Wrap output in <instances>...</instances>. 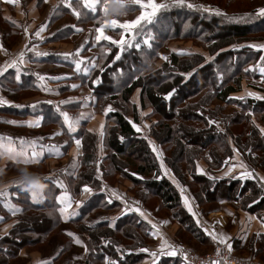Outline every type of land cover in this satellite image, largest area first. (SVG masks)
Here are the masks:
<instances>
[{"label": "trees", "instance_id": "obj_1", "mask_svg": "<svg viewBox=\"0 0 264 264\" xmlns=\"http://www.w3.org/2000/svg\"><path fill=\"white\" fill-rule=\"evenodd\" d=\"M233 1L226 0L224 5L227 9L234 3ZM246 1L250 2L251 0ZM69 2H73L77 11H80L81 5L74 3V0H69ZM168 4L169 8L161 10L152 23L142 22L143 30L136 36V39L141 42L144 37H151V48L142 45L141 49L132 47L121 52L116 45H111L108 42L102 41L99 46L102 49L105 47L102 50L104 62L102 67L97 66L93 69L92 76H99L103 84L99 82L94 85L88 84L90 89L102 100V103L95 104V107L102 105L100 109L103 111L104 105H111L113 109L112 112L105 115L104 133L107 136L104 145L110 151L107 154L108 159L112 167L122 175H126V178L135 186L142 185L146 195L143 197L138 193L140 200L145 202L146 197L153 196L161 202V205L164 204L162 207L170 210L180 206L181 197L175 185L166 177L157 178L159 173L157 174L156 152L152 150L155 146L162 157L160 147L163 150V146L166 145L164 151L166 150L168 153H163V157L170 170L176 175L181 174V165L184 164L189 168L193 181L199 184L200 189L192 192L198 204L228 201L233 207L255 213L260 219H264V206H262L264 205V185L253 170V179H241L240 175L211 178L197 174L194 169L196 159L203 157L204 153L207 154L204 159L210 170L226 166L228 159L237 155L230 145V138L234 142L232 146L235 145L242 156L247 160L253 158L252 166L264 171V133L260 131L264 128V99H257L245 94L241 95L245 99L239 100L236 97L240 96H234V94L245 90L243 86L249 89V93L259 92L264 95V76L259 72V67H264V62L259 64L264 52L247 46L251 41L254 42L258 39V33L264 32V18L256 16L255 10L223 12L225 16L222 17L214 15V10L203 11V6L200 3L193 5L192 8L187 7L186 2L184 6ZM61 8L68 10L66 5ZM61 8L56 12L55 20L63 11ZM138 9H140L139 6H136L129 10L128 15ZM97 13H87V15L96 16ZM71 15L75 17L74 14ZM246 15L251 16V19L236 22L241 16ZM226 17H233L236 20L230 21ZM78 18L80 19V17ZM70 28L72 27L70 26ZM150 34L151 36H149ZM152 34L155 36L154 38ZM126 39H131V35L126 36ZM173 41H190L192 47L188 50H174L169 47L170 42ZM240 44L244 46L240 47ZM161 49H164L162 54H160ZM245 52L253 53L254 57L245 56L239 59L238 56ZM139 54L147 56V60L142 61ZM117 55H120L121 59L116 60ZM163 57H167V60ZM255 57L256 59H254ZM150 59H153L151 67L148 62ZM247 69L253 70L246 71ZM243 76L248 77V82L244 80ZM7 79L2 80L3 87L11 88V84L17 85V87L26 86L28 85L26 80L32 79V75L31 73L23 74L19 82L12 75L8 83ZM108 79L113 82L115 88L105 87L103 89L102 85L110 84ZM258 79L263 80L262 84L254 82ZM252 80L254 81L252 82ZM97 90H99V94L96 92ZM135 91H138L137 102L132 98ZM200 93H203L202 96L192 102V99ZM213 100L218 102L214 104ZM231 101L236 105L235 110L225 114L224 106L230 105ZM146 109H149V112L145 113L151 121V128L150 134L143 136L141 131L135 130L133 124L138 123L136 119H138L140 111L143 112ZM199 110H202V113ZM45 111L40 109V111L33 112L44 113L42 124L48 123L46 118L48 111ZM8 112L17 116V113H21L22 110L11 108ZM28 113L31 112L25 113L23 117L29 115ZM53 119H51L52 124L58 121V117L55 115ZM210 121L216 123L213 124ZM195 122L201 125L198 126L194 124ZM234 129L237 131L235 132ZM76 136L83 144V154L79 159L83 158L86 163L91 159L86 142L95 144L96 134L88 131L85 126L84 130H80L79 135L76 134ZM240 141L244 142L245 148L240 145ZM193 149L196 151H192ZM220 149H222V153ZM247 149L249 152L245 153ZM251 153H258L257 156H260L258 162H254L255 159ZM119 157L124 158L127 166L135 165L133 168L135 173L140 174L143 178L151 175V178L142 180L125 171L124 168H119L120 162L117 160ZM212 159H215V163L212 162ZM56 187L58 188V186ZM29 193L24 190L23 194L28 205H32H25L20 210L22 214L12 228L23 235L22 238H19L20 240L13 239L19 245L23 243L32 245L40 241V235L53 229L50 221L47 222L51 219L47 216L45 208L50 204L55 205L54 197H52V201L41 200V203L36 204L32 202ZM102 195H104L102 192H98L82 204L76 219L94 211L98 207L94 203L95 198L102 200ZM111 201V203L104 202L106 207L103 210L110 211L118 203L117 200ZM145 203L148 206V202ZM172 215L176 216L174 212ZM134 219L137 227L140 224L148 225L149 223L143 216L130 212L120 216L117 219L119 223L112 229L108 225V219L93 222L91 225L84 224V226L92 241V246L99 243L100 237H106L117 230L129 239L138 240L135 235L128 236L123 227L127 221ZM175 219L182 223L181 219ZM152 225H148L149 236L150 231L153 230ZM195 236L197 235L195 234ZM197 238L199 237L197 236ZM204 238L200 237L199 240L205 241L206 238ZM207 240L211 242L208 238ZM135 244L141 247V244ZM235 250L232 249L236 252ZM111 253L110 255L113 256L116 254L115 251H111ZM118 253L117 264L141 263L148 254L143 251L132 252V250L131 252L119 250ZM130 253L135 256L133 259H128ZM251 256L255 258L253 255ZM97 258L103 259L102 254ZM178 259V256H162L159 257L158 264H178Z\"/></svg>", "mask_w": 264, "mask_h": 264}, {"label": "rangeland", "instance_id": "obj_2", "mask_svg": "<svg viewBox=\"0 0 264 264\" xmlns=\"http://www.w3.org/2000/svg\"><path fill=\"white\" fill-rule=\"evenodd\" d=\"M19 1L22 5H24V7L27 6L26 3L28 2V0ZM42 1L45 2L46 0ZM61 1L62 0H53V2L57 3L58 6L61 5ZM156 2L172 3V0H156ZM185 2L187 4L192 5H195V3H200L202 4L203 8L207 7L210 10H219L225 13H230L234 10H236V12L255 10L257 12L259 8L264 7V0H251L250 2L246 0H234V3H232L230 5V8L228 9L224 5L226 0H203V2H201V0H185ZM67 3L69 2L65 1V3L63 4ZM73 8L77 10L75 4H73ZM61 9H63V11L59 13L60 16L58 18L65 17L66 21H61V23L55 24V16H57V13L54 11L48 12L46 14L48 19L47 28L44 32L41 33L40 37H37L35 33L40 30L41 26L33 25V29L31 30L28 36L30 38L29 41L18 40V37H20L21 32L23 31L22 21H19L20 24L10 23L4 25L2 22L5 20V18L2 14H0V34L3 43L1 53L3 55L9 52L10 47L13 48L15 46L17 49L16 51H23L24 56H26L28 59H31V57L34 58V56H36L35 52L37 51L40 53H48V55H42L44 56L43 58H41L42 63L39 64V66L35 70L33 68H29L26 70L32 75V79L26 80L28 85L17 87V85L13 86L11 84V88L1 86V90L4 96L7 98L8 103L6 105H14L16 101L17 105H15V107L13 108L22 110L21 113H17L19 116H23L27 112L33 113L36 111H40V109L44 111L47 110L48 116L46 114V118L48 123L40 124L37 127H33L29 130V132L26 133L31 134L36 138L42 137L38 134H42L43 136L45 134L47 135V137H44L43 140H45V142L42 141V143L46 144L47 146H59L61 152H65L68 154V151L70 150L74 142L73 139H71L72 136L69 135L70 133L68 131L67 125L64 123L62 114L67 113L70 120L80 121L79 125L77 126V130L75 131H78V133L76 134L79 135V131L84 130L86 126L85 123L88 120L82 119L81 117H90L93 111H101L100 107L102 105L100 107H95V104L102 103V100H100L98 95L95 94L94 91L91 90L89 87V84L94 85L98 82L103 84L99 76H92L93 69H95L97 66L103 65L104 55L102 54V50H104L105 48L104 47L102 49L101 47H99L101 42L99 44L95 42V35L97 34L95 32V29L100 27V24L105 20L110 21L112 19H118L120 22L134 20L137 16L140 15L142 9H138L137 11L129 15L121 17H112L111 15L104 16L103 13H101L100 11L97 13L98 15L96 16H92V14L88 16L86 13L85 16L80 17V19H77L76 16L75 18L71 15L73 14V11L71 9L68 8L69 11H66L64 8ZM80 11L83 12L82 5L80 6ZM44 17L45 16H43L42 18ZM72 24L76 27H73ZM2 26L5 27L3 28ZM70 26L72 28H70ZM122 34V30L120 29H117L115 31L108 29L105 31V35L110 36L115 40H119ZM149 36H151V34ZM258 36V39H256L254 42L251 41L249 44H264V32L258 33ZM154 37L155 36H153V38ZM242 44H240L239 46L243 47L244 45ZM175 46L176 42H170L169 47L174 48ZM78 50L79 55H77ZM31 51L33 52L31 53ZM163 52L164 49H161L160 54H162ZM244 54H240L238 58L242 59L245 56L254 57L253 53L245 52ZM139 57L142 61H145L148 58L144 55L140 56V54ZM254 59H256V57ZM77 61H83V63L81 64V70L79 71H77L75 68V63ZM148 62L149 67H151L153 59L148 60ZM93 64L95 65V67H92ZM259 64H262V62H260ZM85 68H88L89 70L85 72ZM41 75L46 77L44 81H41L39 79ZM52 77H58L59 79H52ZM243 77L244 80L248 82V77ZM108 80L110 84L106 83L105 85H102L103 89H105V87H107L108 89H111V87L115 88L113 82H111L110 79ZM253 81L254 80H252V82ZM254 82H259L262 84L263 80L258 79ZM73 85L77 87H73ZM243 88L245 90L241 91L242 93L238 92L234 94V96H241L249 93V89L246 86H243ZM96 92L99 94V90H97ZM202 94L203 93H200L196 97H194L192 99V102H195L198 98L202 96ZM256 94L258 96L264 97L262 93L256 92ZM2 98L4 99V97ZM71 99L78 100V103H74V105L72 106V104L69 102L71 101ZM212 102L215 104L218 101L213 100ZM232 103L234 102L231 101L230 105L224 106L223 112L225 114L235 110L234 108L236 105L235 103ZM109 106L111 107V105H104L102 110L104 111L105 107L108 108ZM0 109L3 110L1 111V113H5L8 111V107L6 106L0 107ZM199 112L202 113V110H199ZM54 115L59 117L58 123L56 125L52 124L51 120L53 119ZM9 116L14 115H9L8 113V117ZM8 117H6L5 119H7ZM42 118H44V115H42ZM136 120H138V123H136V125L141 129L143 136H148V134H150L151 121L149 117H147V113H145V111H140L138 119ZM59 122L62 123V125L64 124L65 130L60 126ZM194 124L198 126L201 125L198 122H195ZM59 129L60 133H58ZM234 131L236 132L237 130L234 129ZM106 136L107 134L105 133L104 136H102L103 148H105L104 141ZM229 142L231 147L234 149V152L238 156L234 155L233 158L228 159L226 167L222 166L217 168V170H210L204 159L205 157H207V154L204 153L203 157L198 158L195 161L194 169L196 173L211 178H218L216 174L217 171L225 169L226 171H228L229 168H233L234 165H239V168L237 170L241 168L239 170L241 171L240 174L245 171L252 172V170H255L256 166H252L253 158H250L252 160H247L246 157L242 156V153L237 151L235 145L232 146L234 142L230 138ZM99 143L101 144V141ZM240 145L243 148L246 147L243 141H240ZM86 148L91 153V159L86 163H84L83 158L79 159L80 156L78 157V159H75L76 157H71L70 155H68V161L65 165H61L57 161L53 160L48 161L49 166L53 167L51 169H49L48 164L45 162L41 164L37 162V164L32 166L31 171L39 174L43 180L44 177L50 176L55 182H62L60 185L56 184L58 186L57 188L55 185L44 180L48 187L44 192L42 201H52V197H54L55 200V205L50 204V206L45 208L47 216L51 219L47 222L50 221L53 226V229L47 232L46 234L40 235V241H37L32 245H25L24 243L19 245L16 244V242H14L13 240H20L19 238H22L23 236L21 232H16L14 229H12L16 222H18L19 216L22 214L20 210L25 205H28L26 198L23 194L24 190H21V188L23 187H17L14 193L9 186L10 184L7 185L4 182L0 184V188L2 189L0 190V192H3V196H0V217H3V220L0 221V237H2L0 238V264H41L40 262L46 260L51 262L50 264H53L54 261H58L57 259L61 254H64L63 256H65L63 264H107V262L109 261H112L114 262V264H117V256L119 254V250H122L123 252H131V250L132 252H140L141 249L144 248L149 250V245L153 240V238H151V235L149 236L147 232L149 230L148 225H150V221L148 220V225L140 224L138 225L139 227H137L135 226V224H137L135 219L133 221H127L125 226L123 227L128 236L132 237L135 235L138 240H132L131 238L129 239L123 236L121 231L117 230L113 231V233L107 235L106 237H100L99 243L92 246V241L85 230L84 224L91 225L93 222L108 219V225L111 227V229L114 228L115 225L119 223L115 218H118L121 213L126 212L129 208L127 202L122 201L121 198L126 199V196H128V198L139 197L138 193H140L141 196L145 197L146 191L145 189H143L142 185L134 186V184L130 180V182L126 181V175H122L120 172L114 169V167H112L107 155L108 153H110L108 149L106 153H103V149L101 146H97L96 149V142L95 144H93L89 141L86 142ZM165 148L166 145L163 146V150L162 147H160L162 157H158L157 154L154 153L157 158V174L159 173L157 178L164 176L169 181L171 180L173 184L175 181L176 184L174 185L179 191L180 196L183 194L182 191H180L181 187L183 188V190H189L191 194L192 192H196L197 190H199V184L193 181L191 172L189 171V168L186 167V165H181V174L176 175L170 170V168L165 163L163 157V153H168L166 152V150L164 151ZM192 151L196 150L193 149ZM220 152L222 153V149H220ZM248 152L249 149L245 151V153ZM257 154L258 153H253L251 155L254 157L255 163L258 162V160L260 159V156H257ZM123 159V157H119L117 159L120 162L118 165L119 168H124L125 171H132L130 174H132L133 176L138 175L133 170V168H135V165H129V167L125 164V160ZM161 161H163V167H161ZM212 162L215 163V159H212ZM18 169L19 168L17 167V170ZM47 171H51V174H47ZM139 178L142 180H147L146 178H151V175L150 177L143 178L141 176ZM85 185L91 188L92 192H102L104 194L102 195V200L101 198H95L96 200L94 203H96L98 207H96L94 211L88 212L86 215L81 216L78 219H76L78 216L77 215L76 217L65 221L59 213V207L67 206V204L70 203L71 208L69 209V211L71 212L75 210L78 212L80 207L77 208V203L79 202L81 204L83 202L82 200L85 198L86 195V192L83 191ZM89 195L90 194H88V196ZM57 197H67L65 204L59 205L57 203ZM104 198H106V200H104ZM109 200H117L118 203H116L110 211L103 210V208L105 209L106 207L104 202L109 203ZM145 202H148V206H150L151 208L159 206L157 214L160 217H168L169 219H181L183 227L185 229H190L191 231H193L194 236L196 234L199 238L204 237L202 230H204L205 226L203 225V221L200 220L199 217L198 219L193 218L194 215L191 214L193 216L192 217L186 211L187 209L181 206V203V207L179 206L178 208L175 207L168 210L165 207H162L164 206V204L162 203L161 205V202L156 197H146ZM181 202L184 203L182 197ZM222 204L218 201L213 203L202 202L201 210L204 213L206 212L205 210L218 208L222 206ZM224 206L226 205L224 204ZM16 209H18V211H16L15 215H12V211ZM201 210H195L194 212L198 215V213L202 212ZM173 212L176 216L172 215ZM163 213H166V215H163ZM197 221H199V223H197ZM154 223H156V221ZM198 228L201 229V231ZM69 232L73 235L69 236L67 234ZM169 235L170 240L172 239L171 241H179L178 239L188 241V243L185 242L188 248L187 255L193 258V262L197 261V257H201V255L208 253L210 248H212L213 244L215 243L213 241L208 242L207 237H205L206 239L204 238L205 241H200L201 244L199 242L193 241L191 240L190 235L187 234L185 231L181 230V228L177 230L173 229L172 233H170ZM76 238H79L81 240V244L78 245L75 243ZM252 239L256 241L257 246L263 244L262 239L257 235L251 237L249 239L250 242H252ZM249 240L246 243H248ZM167 242L169 241L167 240ZM135 243L141 244V247L137 246ZM246 243L244 245H246ZM57 244H59L58 248ZM172 246L177 247L176 245ZM238 247L240 248V246ZM232 249H234L233 246ZM111 251H115L116 256L110 255L112 254ZM235 251L245 256H251L248 254L249 252L243 250L242 248H236ZM147 253L148 254L146 255H148L149 257L152 256L150 251H148ZM101 254L103 259L99 260L97 256ZM130 254L131 255L128 259H133L135 256L133 255V253ZM35 257L36 259H34ZM178 257L179 259L181 258L180 260L178 259V264H193L192 262H185L183 258L179 255ZM259 257H261L262 260H256L264 262V253H262V255Z\"/></svg>", "mask_w": 264, "mask_h": 264}, {"label": "crops", "instance_id": "obj_3", "mask_svg": "<svg viewBox=\"0 0 264 264\" xmlns=\"http://www.w3.org/2000/svg\"><path fill=\"white\" fill-rule=\"evenodd\" d=\"M47 1L48 0H46L45 2L42 0L40 1L39 0H28V2L26 3L27 6L24 7V5H22L19 0H11V2L10 0H0V11H1L0 14H2L5 18V20L2 23L4 25L10 24V23L20 24L19 21H22L23 31L21 32L20 37H18V40L20 41L28 40L29 41L30 38L28 36L31 30L33 29V25H37L41 27L46 26L47 28L48 19H47L46 14L51 11L57 12L59 7H63V5H67V4H63L65 3V1L69 2V0H62L61 5L58 6L57 3L53 2V0H49L48 2ZM43 16L45 17L42 18ZM61 21H66V18L60 17L56 19L55 24H59L61 23ZM0 25H1V21H0ZM2 27L4 28L5 26H2ZM73 27H76V26L73 25ZM173 42H176V46L174 48H171L174 50H181V49L188 50L192 47V44L190 41H173ZM249 45H252V44H249ZM1 48H3V43H2L1 34H0V69L5 68L7 64H10L15 61L19 65V69H20V73H19L20 78L18 82L20 81L21 76L23 74L30 73L26 71L27 69L33 68L35 70L39 66V64L42 63L41 58L44 57V56H40V57L34 56V58L31 57V59H28L26 56H24V63L20 64V53H22L23 51H16L17 49L15 46L13 48L10 47L9 48L10 50L8 49L9 52L3 55L1 53ZM262 51L264 52V50ZM32 52L33 51H31V53ZM43 64H46V63H43ZM11 75L16 78L17 71L15 69H9L2 76H0V98L4 97V100L6 101H7V98L4 96L1 90L2 88L1 86L3 84L2 80L3 79L6 80L8 78L7 79V83H8ZM132 98L134 101L136 102L138 101V91H135L133 93ZM69 102L73 106L74 103L78 102V100L71 99V101ZM15 105H17L16 101L14 105H11V104L10 105H0V107L6 106L8 107V110H9L15 107ZM24 106H28V105H24ZM106 109L107 108L105 107L104 111H99V112L93 111L92 115L90 116V118H88V120L85 123L86 129L96 134V149H97V146L98 147L101 146L103 149V153H106L107 151L106 148H103V137H102L104 136V127L106 123V120H105ZM1 111L3 110L0 109V145H2L3 147H0V184L3 182L6 183L7 185L10 184L9 186L14 193H15V189L17 188V184H18L16 182V177L18 176L19 170L21 168H27L28 170L31 171L32 166L37 164V162H39L40 164L45 162L48 164L49 169H51L53 167L49 166L48 161L55 160L61 165H65L68 161V155H70L71 157H76L75 159H78V157L83 154V144L81 143L79 146H77L75 143V140L76 139L80 140V138L76 136V132H69L70 133L69 135L72 136L71 139H73L74 143L72 147L70 148V150L68 151V154L65 152H61L60 149L59 151L62 154H49L46 151L44 156L40 158L38 161L25 163L24 157L18 155V153H20L21 150H23L27 156H30L31 151H32L30 144L33 141L36 142L37 149H39L41 146H47L46 144L42 143V141L45 142V140L43 139L44 137H47V135L44 134L43 136L42 134H38V135H41L42 137L36 138L33 135L26 133V132H29L31 128L37 127V126H32L34 125L36 121H40V124H42L44 120V118H42V115H44V113H41V112L28 113L29 115H27L26 117L19 116V115L8 117V113L9 115H13V114L8 111L5 113H1ZM147 111L149 112V109L145 110V112ZM6 117L8 118L5 119ZM8 121H16L17 123H9ZM57 123L58 121H56L54 125H56ZM59 124L65 130L64 124L62 125V123L60 122ZM102 125H103V128L101 127ZM58 133H60V129ZM100 141H101V144L99 143ZM9 147L13 149L12 152L8 151ZM56 158H59V159H56ZM17 167L19 168L18 170H17ZM238 168L239 166L233 167V170L230 175H233V176L239 175V172H240L239 170L241 168L237 170ZM253 171L255 172V175H257V177L260 179V181L264 185V179H261V178H264V171L258 167H256V169ZM127 172L131 173L132 171L127 170ZM227 172L228 171H226L225 169V170L217 171L216 174L219 178L228 177L230 175H227V176L225 175V173ZM47 174L50 175L51 171H47ZM136 177L139 178L141 177V175L138 174L136 175ZM125 180L130 182L128 178H125ZM46 181L53 183L55 186H57L53 179L46 180ZM174 184H176L175 181H174ZM0 190L2 189L0 188ZM180 191H182L183 193L180 196L182 197V200H184V196L188 197L192 205L193 212L195 210L196 211L201 210V205L197 203L196 199L193 197V195L191 194L189 190H185V189L183 190V188L181 187ZM98 192H92V193L96 194ZM92 193L89 196H88L89 193H86L87 196L85 195V198L82 200L83 202L80 205L84 204L87 200H89L93 195ZM121 199L122 201L127 202V205L129 206V208L126 212L121 213L120 216L130 213V211L138 214L139 216L141 215V213H143V215L141 216H143L144 219H146L147 221L149 220L150 225L156 224V227L155 228L152 227L153 230L150 231L151 238H153L152 242L149 245V251L151 253L159 252L161 249V245L164 243L165 240L169 241L168 242L169 245H176L177 247H182L183 249H187V245L185 242L188 243V241H183L180 239H178L179 241H176V240L171 241L172 239L170 240L169 234L172 233L173 229L177 230L181 228V230L185 231L187 234L190 235L191 240L199 242L201 244L199 238H197V236H194V233L190 231L189 229H185L183 227V224L180 223L178 220L172 219V218L169 219L168 217H160L157 214L159 206H156L155 208L148 207L146 203L140 200V198L138 197L128 198V196H126V199L124 198H121ZM179 202L181 203V206L183 208L187 209L184 206L183 202L181 201ZM218 202H220L221 204L223 203L222 206L215 208V209H207L205 210L206 212L204 213L201 210L202 212L198 213V215L196 214L194 217L191 215L192 213H189L187 210L186 211L193 218L198 219L199 217L200 220L203 221L204 223L203 225L205 226L204 230H202L203 235L204 237H207L209 240H211V242L213 240L208 235V232H211L217 235L218 237L225 238L227 243H231L234 249L242 248L243 250H246L247 252H249L248 253L249 255H253L255 258L262 260V258L259 256H261L262 253H264V219H260L255 213H250L243 209L233 207L232 205L229 204L228 201L222 200ZM224 204L226 206H224ZM136 208H138L140 211L139 212L132 211V209H136ZM163 215H166V213H163ZM118 218H115V219L117 220ZM155 221L156 223H154ZM205 229H207V232L205 231ZM199 230L201 231V229ZM254 235L259 236L262 239L263 244H261L260 246H257L256 241L253 239H252V242H250L249 239L251 237H254ZM248 240L249 242L246 243ZM213 242H216V241H213ZM245 243L246 245H244ZM237 245L240 246V248ZM58 247H59V244H57V248ZM63 255L64 254L59 255L57 259L58 261H54L53 264H63L64 257H65ZM34 259H36V257ZM154 260H156V258H154L153 256L149 257L147 255L141 263H137V264H154ZM47 262L48 264L51 263L49 261Z\"/></svg>", "mask_w": 264, "mask_h": 264}, {"label": "snow or ice", "instance_id": "obj_4", "mask_svg": "<svg viewBox=\"0 0 264 264\" xmlns=\"http://www.w3.org/2000/svg\"><path fill=\"white\" fill-rule=\"evenodd\" d=\"M11 2V0H10ZM74 3L78 4V5H82L83 8V12L81 11H77L75 8H73V2H69L67 3V7L69 9H71L73 11V14L77 17H84L86 13H97L98 10L101 11L103 13V15L107 16L110 12L111 9L109 8V4L110 3H121L123 5L122 11H129L134 9L136 6H139L140 9H142L141 13L139 16H137L134 20L131 21H125V22H120L118 19H112L110 21H103L100 24V27L95 29V32L97 33L95 35V42L97 44H99L100 42H108L111 45H116L119 50L121 52L125 51L128 48H132L135 47L137 49H141L142 45L146 46L147 48H151L152 44H151V37L148 38H144L142 40V42L140 40L136 39V36L138 34L141 33V31L143 30V23H152L154 21V19L157 17L158 13L161 10H166L169 8V4L168 3H157L156 0H130V2H125V0H74ZM185 4V0H172V6H184ZM187 7L192 8L193 5L192 4H187ZM205 12L210 11L209 8L204 7L202 9ZM214 15L216 16H225V14L219 10H215L213 12ZM256 16L264 18V7H261L257 10L256 12ZM228 20L233 21L236 20V18L233 17H226ZM251 16L246 15V16H241L239 18V20H237L236 22H243V21H247L250 20ZM143 22V23H142ZM46 26H42L40 28V30L38 32L35 33V35L37 37H40L41 33L45 31ZM111 29L113 31L120 29L122 30V35L121 38L119 40H115L110 36L105 35V31ZM131 35V39H126L125 37ZM248 47H252L254 49L257 50H264V44L261 45H247ZM184 54V53H182ZM36 56H42V55H48V53H40V52H35ZM77 55H79V50L77 51ZM116 60L121 59L120 55H117L115 57ZM163 59L167 60V57H163ZM261 62H264V56H261ZM24 63V53H20V64ZM83 63V61H77L75 63V68L77 71L81 70V64ZM92 67H95V65L93 64ZM9 69H15L17 71V76L16 79L19 80L20 78V69H19V65L14 61L10 64H7L5 68L0 69V76H2L6 71H8ZM89 69L85 68L84 71L87 72ZM253 69H247L246 71H251ZM259 72L262 76H264V67H259ZM39 79L41 81H44L46 79L45 76L41 75L39 77ZM52 79H59L58 77H52ZM73 87H77L75 85H73ZM248 96H254L257 99H264V97L258 96L256 93H248ZM236 99L239 100H244L245 97L244 96H240V97H236ZM8 102L2 98H0V105H6ZM113 109L109 106L106 111H105V115H107L108 113L112 112ZM63 120L64 123L67 125L68 131L69 132H75L77 130V126L79 125L80 121L79 120H70L69 116L67 113H63ZM82 119H88L90 117L88 116H82ZM9 123H17L16 121H8ZM210 123L215 124V121H210ZM40 121H36L34 123V125L32 126H39ZM103 128V125L101 126ZM133 127L136 129L137 132H140L141 129L136 125L133 124ZM260 131L262 133H264V128L260 129ZM103 134V133H101ZM23 143V141H22ZM75 143L77 146H79L81 144V141L79 139L75 140ZM151 143V142H150ZM0 147H3L2 145H0ZM30 147L32 149L31 151V155L27 156L25 154V152L23 150H21L20 153H18V155L23 156L24 157V162L25 163H29V162H33V161H38L40 158H42L45 154V152L47 151L49 154H62L59 151V146H55V145H50V146H41L39 149H37L36 147V142L33 141L30 144ZM154 152H156L157 156H160L159 151L155 148V146H153L152 149ZM9 152H12L13 149L11 147H9L8 149ZM163 161H161V167H163ZM239 165H234L233 167H236ZM233 168L230 167L228 172L225 173V175H230L232 172ZM240 178L241 179H253L254 178V174L252 172H242L240 174ZM45 180H51L52 177H44ZM264 179V178H261ZM57 185H60L62 182L60 181H56L55 182ZM17 187H20V184H17ZM21 190H24L23 188H21ZM83 191L86 193L91 194L92 193V189L89 188L88 186H85L83 188ZM31 200L33 203L39 204L41 203V199L39 198L38 194L35 191H32L29 193ZM0 196H3V192H0ZM67 200V197L61 198V197H57V203L58 204H65ZM112 201L109 200V203H111ZM81 205L78 202L77 203V208H79ZM184 206L187 208V211L189 213H192L194 216L196 215L195 212H193V208L192 205L188 199V197H184ZM71 208V204L68 203L67 206H63V207H59V213L62 216V218L67 221L71 218H74L78 215V212L73 210V211H69V209ZM132 211H136L139 212L140 210L138 208L136 209H132ZM16 214V210L12 211V215ZM141 215H143V213H141ZM3 220V217H0V221ZM197 223H199V221H197ZM153 228L156 227V225H152ZM205 231L207 232V229H205ZM69 236H72V233H67ZM155 234V233H154ZM208 235L211 237V239L213 241H217L219 242V244L227 245V248L229 251L232 250V245L231 243H227L226 239L223 237H218L217 235L208 232ZM259 235V234H258ZM2 238V237H0ZM246 238V237H245ZM76 244H81V240L79 238H76L75 240ZM141 251L143 252H148L149 250L144 248L141 249ZM217 254H219V250L217 252ZM151 255L153 257L156 258V260H154V264H158V259L159 257L162 256H170V257H176V256H180L183 258V260L185 262H187L188 260V256L187 253L185 252V250L182 247H175L172 245H169L168 242L165 240L164 243L161 245V249L159 251V253L153 252L151 253ZM41 264H48L47 261H43L41 262ZM108 264H114V262L109 261ZM211 264H219L218 261H212Z\"/></svg>", "mask_w": 264, "mask_h": 264}, {"label": "built area", "instance_id": "obj_5", "mask_svg": "<svg viewBox=\"0 0 264 264\" xmlns=\"http://www.w3.org/2000/svg\"><path fill=\"white\" fill-rule=\"evenodd\" d=\"M187 253V249H184ZM219 250V254H217ZM188 262L193 264H211L212 261H218L219 264H264V262L258 261L251 256H245L234 251H229L227 245H221L219 242H215L208 251V253L197 257V261L193 262V258L189 255Z\"/></svg>", "mask_w": 264, "mask_h": 264}, {"label": "clouds", "instance_id": "obj_6", "mask_svg": "<svg viewBox=\"0 0 264 264\" xmlns=\"http://www.w3.org/2000/svg\"><path fill=\"white\" fill-rule=\"evenodd\" d=\"M125 2H130V0H125ZM109 8L111 9L110 13L112 17L128 15V11H122L123 5L121 3H110ZM16 182L26 191H35L41 200L43 199L44 192L48 187L39 174L32 172L27 168H21L19 170Z\"/></svg>", "mask_w": 264, "mask_h": 264}]
</instances>
